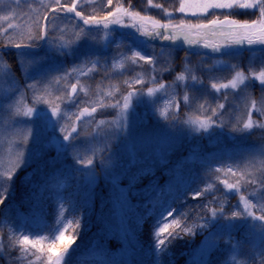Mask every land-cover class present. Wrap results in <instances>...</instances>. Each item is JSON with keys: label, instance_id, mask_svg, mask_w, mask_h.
Instances as JSON below:
<instances>
[{"label": "rangeland", "instance_id": "1", "mask_svg": "<svg viewBox=\"0 0 264 264\" xmlns=\"http://www.w3.org/2000/svg\"><path fill=\"white\" fill-rule=\"evenodd\" d=\"M61 2L70 5L73 0H61ZM75 2L77 10L90 17H97L99 14L97 7H101L105 2L107 4L108 0H75ZM122 2H125L123 4L125 7H129V0H112L110 11H113L117 4H122ZM180 2L181 0H153V3H161L164 7L173 4L175 8L179 7ZM39 4L40 0H3V3L0 4V9H2L0 10V28H6L7 23L10 21L16 26L15 39L20 40L21 33L26 36L33 26L32 17L36 15V12H43V9L38 7ZM17 5L19 6L17 7ZM131 9L139 11L141 15H149L154 19H159L161 23L167 22V17H164L162 10L148 7L147 0H132ZM210 11L219 12L222 10ZM237 13L232 18L236 19L237 16L246 18V15H250V19L243 20L255 19L250 10L239 9ZM5 15L9 17V21L3 19ZM173 16L176 17L174 23H179L180 18L192 23L205 19L204 17L198 18L191 15L184 16L183 13L178 11H173ZM207 18L212 19L215 17L209 15ZM124 19L125 21L128 20L127 17ZM146 24V29L150 30L151 25L147 22ZM54 26L53 35L59 37L57 43H63L64 47L55 48L43 41L41 47L36 50L38 55L25 61L26 69L35 77V80H28L26 72L22 70V81H18L12 71L11 78L15 82V87H19L21 92H23L27 80V83L37 85L39 94L44 99L49 100L52 104H61V111L64 113L61 123L69 131L73 124L77 126L79 139L76 143L78 147L64 153L60 143L65 142H63L59 127L53 133L51 122L48 119V116H51V108L48 104H38L37 107L46 110L48 116L43 111L38 113L37 119L40 122L37 124L36 138L30 142V155L27 166L18 170L13 169V171L16 173L21 171L22 175L26 174L28 178L41 173L46 175L57 174L59 171L61 174L71 173L72 169L82 167L74 163L77 155L86 159L95 153V174L90 177V183L87 184L79 177V174H76V179L79 180V186L77 185V187H88L91 190L89 192L92 194L96 188H106L107 181L113 182L114 185L119 184V191L126 193L127 184L117 183L118 174L138 153L156 155L164 160L172 161L176 154L181 158L184 149L192 153L197 151L204 137H218L238 141L237 144L232 145V153L235 154L241 140L245 143L248 140L246 151L244 149L240 150L241 153L236 154L232 162L231 167L236 170L237 175H232L230 172L216 173V175L225 192L238 195L236 201L239 203L241 211L244 208V203L240 200L241 195L252 203L261 201L264 187L258 183L253 184L248 181L252 178L261 179V173L264 172V157L258 154L260 150H264V129L254 126L250 132L241 133L234 132L232 128L233 125L237 124L238 119L239 127H242L243 122L248 120V109L251 108L253 99L257 101V107H260V102L264 100V96L261 94L259 81L254 82V87L242 92L227 88L220 89L218 93L211 85L212 83L227 84L233 79L236 71H244L247 74L249 70H255L259 73L261 69H264V51H253L249 48L248 51L239 52L235 56L215 55L209 52L207 55L198 57L195 61L188 60V68L186 69L185 55L181 56V64H179L178 61L173 62V58L177 54L176 50L169 56L167 47L162 49L161 45L169 46L167 41L158 38L149 40L148 37L137 36L136 33L130 31V27L124 28L114 24L109 26L108 30H92L86 39L84 37L77 39L76 33L79 29L74 27L73 23L58 19L54 22ZM61 29H63V32L60 31ZM118 31H124V33H129L131 36H128L129 38L125 40L120 39L118 38ZM3 39L4 37L0 36V41H3ZM196 39L199 40V38ZM145 41H148L146 47H144ZM176 43L180 45L178 41ZM140 48H143L144 53L157 57L154 73L152 66L146 63L145 60L137 59L136 63H133L129 59L132 53L140 50ZM61 52L64 54L62 55ZM98 54L104 57L100 62L102 63L101 66L99 64L98 67L86 70L85 75H81V71L73 72V68L80 70L86 64H90V60L95 61L94 56ZM71 57L77 58L80 64L70 65L68 61L72 59ZM17 60L20 66V60L18 58ZM0 62L7 66L2 55H0ZM166 68L170 70L165 71ZM188 69H191V71L189 72ZM65 72L71 73V76L67 80L56 83L54 78L63 76ZM180 73L188 76V80L177 82L176 76ZM192 74H195L202 83L193 85L190 79ZM152 75L170 85L167 94L164 91L154 92L152 96L147 94V88L156 87V85L146 82L150 81ZM137 79L141 80L142 83L134 84L133 88H129L128 84L125 83V81H135ZM72 82L78 86L74 98L79 102L80 109L87 107L91 112V108L96 107V112L92 113L91 116L84 115L77 120L76 116L79 115L77 107L57 100L61 92L68 93L69 85ZM49 84H52V90H56L58 94L46 89ZM136 89H140L144 94L142 97L134 96L132 98V105L128 110L127 132H121L119 136H116L112 131L114 125L111 122L120 119L118 113H121V110L111 105L115 104L117 100L122 105L123 96ZM11 90L9 77L5 75L0 78V98L8 95ZM179 91H181V94H179ZM225 93L228 94L227 101L224 99ZM185 95L189 97L187 102L183 100ZM245 97H247L246 101ZM34 98L33 92H24L20 96L17 107L24 110L26 107L32 106L31 102ZM169 99L179 100V112H176L175 104L169 107ZM219 103L226 104L222 116L223 127L213 126L207 132L203 130L196 131L191 125L182 122L194 119L198 115L201 119L211 115V109ZM200 105H204V108L207 109L203 115H201ZM65 109H67L66 112ZM161 112H166L169 115L175 113L179 120H166L161 116ZM251 118L257 123H264V117H261L256 110L252 111ZM13 119L24 121L26 118L22 116L12 117L7 105H5L4 112L0 114V172L12 168L17 158V148L23 146V135L27 133L28 129V126L24 123L13 128ZM214 119H217L218 122L220 120L219 117ZM101 120L105 123L101 124ZM52 123H55V118H52ZM73 135H77V133H73ZM56 137H59V141ZM47 151H51V153L47 155ZM221 168L226 169L227 167L222 165ZM187 177L180 173L176 174V178L180 181H186ZM221 180L233 185H236L239 181L240 191L237 192L235 187L226 189ZM126 203H128V197L125 200L123 209H119L114 200L107 215L105 211L103 222L107 229L114 230L116 234L121 236L122 240H125L122 247L117 251V257L121 258L123 256L125 259H129L132 249L127 244L132 238V231L127 220ZM114 206L118 209L117 215L113 214ZM252 211L256 215L261 214L258 206L254 207ZM237 223L240 224L241 222L237 221ZM226 239L227 235L222 238L223 243L221 245L224 247ZM218 241H220L219 238H213L211 244H209L204 240V235L200 237L189 249V253L185 258L186 263L206 264L210 250L218 245ZM101 242V240L93 238L77 243L75 249L94 247L101 244ZM225 255L227 259L232 260V254L228 253L227 250ZM233 262L235 264H245L248 261L246 256L240 255Z\"/></svg>", "mask_w": 264, "mask_h": 264}, {"label": "snow or ice", "instance_id": "2", "mask_svg": "<svg viewBox=\"0 0 264 264\" xmlns=\"http://www.w3.org/2000/svg\"><path fill=\"white\" fill-rule=\"evenodd\" d=\"M3 0H0V4ZM108 4H112V0H108ZM148 7H154L161 9L164 17H167V22L161 23L159 19H154L149 15H141L139 11L131 9V0H129V7H125L123 4L118 3L115 9L107 15L97 18L95 16H88L83 14L82 11L77 10V4L75 0L70 5L64 4L61 0H40L39 8L43 9V12H36V15L32 17V27L30 28L27 35L21 33V39L16 40V26L9 21V17L5 15L3 19L9 21L6 28H0V36H3V41H0V55H6L5 49H16L14 55L20 60L21 70L26 72L28 80H35V77L25 67V61L28 58L38 55L36 49L41 47L40 41H44L55 48H63V43H57L59 37L53 35L55 31L54 22L56 20H63L73 23V26L78 28L79 31L76 33L77 39L84 37L85 39L93 28L99 30L100 27L103 29H109L112 24H118L124 28H136V31L140 32L142 36L148 37L149 40L160 39L162 41H172L171 46L161 45L162 49L167 47L168 55L171 56L172 52L177 48L181 47L176 45L178 39L183 38L185 44L196 45L200 41L197 39L190 38L194 34L201 37V39L208 33L211 32L212 35H221L225 39L216 44L209 45L208 43H203V47L211 48L214 53H219L223 56H235L243 49L244 46H248L253 51L259 50L264 51V47L259 49L253 48L254 45L264 46V0H181L179 7L175 8L173 4H169L168 7H164L161 3H153V0H147ZM19 5H17L18 7ZM171 9V10H170ZM244 9L250 10L251 14L255 16V19L245 20L243 22L232 18L237 15V10ZM2 10V9H0ZM210 10H222V11H210ZM173 11H178L183 13L184 16H196L204 17V20H199L197 23H192L191 21H186L183 18L179 19V23H174L173 21L176 17L173 16ZM67 13H74L75 17L79 21H83V26L73 20L72 16L66 15ZM211 15L215 18L207 19ZM125 17L132 23L125 21ZM221 17H223L221 19ZM147 22L151 25V30H147L144 27V23ZM137 23H140L139 27H136ZM87 26V27H85ZM161 29L163 31H161ZM12 30V31H9ZM63 32V29L60 30ZM148 45V41L144 42V47ZM63 55L64 53L61 52ZM198 55V53H196ZM190 53L185 52V68H188V56ZM129 59L133 63H136L137 59H143L146 63L152 66L153 73L156 71L157 57L155 55H148L143 52V48L132 53ZM98 67L97 65L93 66ZM235 67V66H233ZM169 71L170 69H164ZM80 71L79 69L73 68V72ZM190 72L191 69H188ZM81 75L86 73L80 72ZM7 75L9 77V86L12 89L8 95L0 98V114L5 110V105H7L8 111L11 113L12 117H25L24 121L19 119L12 120V127L15 128L19 124L24 123L28 126L27 133L23 135V146L17 148V158L13 163L12 168L4 172H0V205L5 203L7 199V194L11 190L12 182L16 172L13 169H20L21 167L27 166L29 155H30V142L36 138V128L37 124L40 122L37 119L39 112L43 111L47 114V111L38 108V104H48L51 108V116L48 119L51 122L53 133H55L57 127H59L60 134L62 136L63 142L60 143V147L67 153L70 149H76L78 147L76 141L79 139V134L77 132V126L73 124L71 130L61 123L64 118V113L61 111V104L50 103L49 100L44 99L43 96L39 94L36 84L27 83L21 92L19 87H15V82L11 78V68L0 62V78ZM71 76V73L65 72L63 76H57L54 78L56 83L61 80H67ZM192 84L202 83L199 78L192 74L190 76ZM188 76L184 73H180L176 76V81H187ZM259 81L260 90L262 96H264V69H261L259 73L255 70H249L247 74L244 71H236L235 76L227 84H217L212 83L211 87L215 89L218 93L220 89L231 88L233 90L245 91L251 87H254V82ZM156 85V87L147 88V94L152 96L154 92L164 91L167 94L170 85L165 84L163 81L158 80L155 75L151 76L150 81H146ZM39 83V82H38ZM129 88H133L134 84L142 83L141 80L137 79L135 81H125ZM187 86V85H186ZM33 92L35 98L32 100V106L26 107L21 110L17 105L20 102V96L24 92ZM76 85H72V91L70 93L61 94L57 97V100L66 102L72 106L77 107L79 110V115L76 119L79 120L84 115L91 116L92 113L96 112V107L91 108V112L87 107L80 109V104L73 94L76 93ZM143 91L136 89L135 91H129L127 95L123 96V104L117 100L115 104L111 106L121 110L118 113L120 119H117L111 124L114 125L112 131L114 135L119 136L121 132H127L129 114L128 110L132 105V98L134 96H143ZM189 97L185 95L183 100L187 102ZM224 99L227 101L228 94H224ZM247 97H245V101ZM155 103V101H153ZM169 107L175 104L176 112L180 110L179 100L169 99ZM103 106V105H101ZM225 103H219L215 108L211 109V115L205 116L201 119L198 115L194 119L182 121L185 124H189L194 130H203L207 132L209 128L213 126L223 127V110L225 109ZM247 107V104H246ZM201 115L207 111L204 105H200ZM256 110L261 117H264V100L260 102V107H257V101L252 100L251 108L248 109V120L243 122L242 127H239V119L236 125H233L234 132L245 133L250 132V130L255 126L264 129V123H257L252 120V111ZM67 109H65V112ZM166 120L178 121L179 117L173 113L169 115L166 112H161ZM220 120L218 122L217 119ZM52 118H55V123H52ZM101 124L105 121L101 120ZM77 133V135H73ZM59 141V137H56ZM261 157H264V150H260L258 153ZM254 155V154H253ZM103 159V157H102ZM74 163L80 165V168H74L71 171L74 174H79L85 183H90V177L95 174V153L88 158H83L77 155L74 159ZM216 173L230 172L232 175H237L235 169L231 166L225 168L216 167ZM261 179L257 180L252 178L249 183L260 184L264 187V172L261 173ZM7 181V184L5 183ZM224 183L226 189H232L235 187L236 191L239 192V181L236 185ZM115 204L119 206V209H123L125 200L127 198V193L119 191V184L114 185ZM213 188L212 184H208L203 189H198L190 193L193 200H198L200 197L204 196L205 193L209 192ZM176 199H182L185 204L187 200L183 197L177 195L173 197L172 203L166 205L162 204L159 206V211L155 213V220L151 225L149 231L151 232L153 238V251L155 253H160L161 255L167 251L168 245L175 240L182 239L184 235H204V240L211 244L213 238H222L223 235H227L225 240V248L228 253L232 254V260L235 261L237 256L243 255L247 257L248 264H264V193H262L261 201L257 203L249 202L245 199L243 195L240 196V200L244 203L243 211L240 210L239 205L232 206V210L229 211L225 209L223 203L217 206V197L212 196L207 203L203 205H197L199 212H197L196 219L191 223H187L188 215L172 206ZM258 206L260 215L254 214L252 209ZM118 209L114 206L113 214L117 215ZM59 215L61 217L65 216V209L63 204L60 205ZM249 218H251L249 220ZM237 221L241 223L238 224ZM258 222V223H257ZM58 227L54 230L58 232L55 235L54 242L47 246L48 256L46 259V264H70L71 256L76 251L73 245L76 244L77 240L80 238V232L82 231V220L77 218L75 221L69 220L67 223H62L61 220L57 221ZM75 225L73 229V234L66 235L68 228L71 225ZM240 228H243V232L237 235L236 233ZM18 243L26 259L29 255H34L24 248L25 245L30 243L28 235H22L19 238ZM38 242L32 243V248L37 247ZM216 247H219L216 245ZM97 249L100 255L103 257L99 261V264H116L114 260L111 259L110 252L102 244L97 245ZM3 249L0 248V254H2ZM211 259V253H209V260ZM31 264V261H29ZM156 264H160L157 259ZM219 264H227L226 260H221Z\"/></svg>", "mask_w": 264, "mask_h": 264}, {"label": "trees", "instance_id": "3", "mask_svg": "<svg viewBox=\"0 0 264 264\" xmlns=\"http://www.w3.org/2000/svg\"><path fill=\"white\" fill-rule=\"evenodd\" d=\"M97 8L99 13L97 18L107 15L111 10L108 2ZM130 29L140 34L136 28L130 27ZM124 34L129 33L120 31L119 37L128 39L129 37H125ZM4 51L7 53L2 55L4 61L18 81H22L21 70L14 55L16 49ZM181 51L177 53L173 62L180 63ZM191 56L195 57L193 53ZM94 57L95 60L100 61L101 55ZM74 62L80 64L78 60ZM90 64H86L80 71L87 72ZM247 142L248 140L246 143L241 140L235 154L232 153V145L237 144L238 141L204 137L197 151L192 153L184 149L182 157L179 158L176 154L172 161L156 156H136L133 162L123 169L117 180V183L127 184L126 211L132 231V238L127 244L132 249L129 259L117 257V251L125 240H122L114 230L107 229L103 222L105 211L107 215L115 200L116 192H114L113 184L109 186L106 183V188L101 187L100 190L96 189L91 194L87 187H77L79 180L73 172L51 176L39 174L32 179L24 176L20 180L22 173L19 171L12 182L5 203L0 205V248L3 249L0 254V264H29V261L31 264H46L47 246L54 242L55 235H58V232L54 231L58 227L57 221L61 220L66 224L67 221H75L77 218L82 220V231L76 243L93 238L101 240V244L109 250L111 259L116 264H156L157 259L160 264H189L185 261L189 249L203 235H184L182 239L172 241L164 254L155 253L153 238L149 231L155 220V213L159 211L160 205L172 203L173 197L177 195L187 200V204L182 199H176L172 206L187 213L186 222L189 224L196 219L199 212L196 206L207 203L213 195L217 197V206L223 203L225 209L229 211L232 210V206L239 205L236 201L238 195L225 192L220 185L215 168L222 165L232 166L236 154L241 153L239 151L242 149L246 151ZM49 153L50 151H47V155ZM178 173L188 176L187 180L177 179ZM5 183L7 184V181ZM208 184L213 185L209 192L198 200L191 198L190 193L203 189ZM61 204L65 209L64 217L59 215ZM74 227V224L71 225L66 235L73 234ZM242 232L243 228H240L236 234L239 235ZM22 235H28L30 240L24 248L34 253L26 259L18 243ZM222 238H219V247L215 246L210 250L211 259L209 260L208 254L206 264H219L221 260H226L227 264H235L227 259L226 248L221 245ZM34 242H38L36 248H32ZM102 259L96 245L86 250L75 251L71 256L70 264H99Z\"/></svg>", "mask_w": 264, "mask_h": 264}, {"label": "water", "instance_id": "4", "mask_svg": "<svg viewBox=\"0 0 264 264\" xmlns=\"http://www.w3.org/2000/svg\"><path fill=\"white\" fill-rule=\"evenodd\" d=\"M67 14H70V15H72L73 17H75V15H74V13H67ZM76 18V17H75ZM73 85V84H72ZM72 85H71V87H70V92L72 91Z\"/></svg>", "mask_w": 264, "mask_h": 264}]
</instances>
